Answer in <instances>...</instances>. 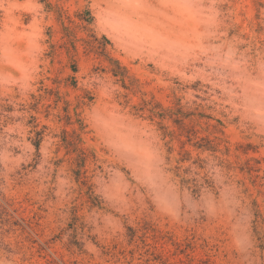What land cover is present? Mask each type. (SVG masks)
<instances>
[{"label": "rangeland", "instance_id": "1", "mask_svg": "<svg viewBox=\"0 0 264 264\" xmlns=\"http://www.w3.org/2000/svg\"><path fill=\"white\" fill-rule=\"evenodd\" d=\"M0 264H264V0H0Z\"/></svg>", "mask_w": 264, "mask_h": 264}]
</instances>
